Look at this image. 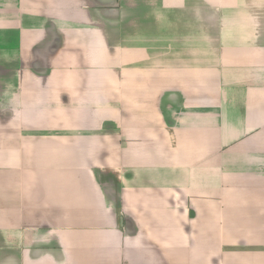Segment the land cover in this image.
Instances as JSON below:
<instances>
[{
    "label": "crops",
    "instance_id": "1",
    "mask_svg": "<svg viewBox=\"0 0 264 264\" xmlns=\"http://www.w3.org/2000/svg\"><path fill=\"white\" fill-rule=\"evenodd\" d=\"M0 264H264V0H0Z\"/></svg>",
    "mask_w": 264,
    "mask_h": 264
}]
</instances>
